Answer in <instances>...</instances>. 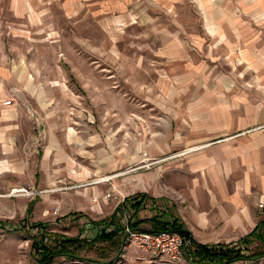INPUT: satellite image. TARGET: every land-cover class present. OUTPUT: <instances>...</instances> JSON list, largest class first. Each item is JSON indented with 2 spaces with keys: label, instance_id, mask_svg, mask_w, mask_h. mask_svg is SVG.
Listing matches in <instances>:
<instances>
[{
  "label": "rangeland",
  "instance_id": "1",
  "mask_svg": "<svg viewBox=\"0 0 264 264\" xmlns=\"http://www.w3.org/2000/svg\"><path fill=\"white\" fill-rule=\"evenodd\" d=\"M62 1L38 0L36 17L29 19L16 14L15 0H0V123H8L9 116H42L44 124L48 116H65V138L68 128L74 130L73 150L63 163L66 182L79 183L63 192L69 200H48L50 188L28 180L26 168L11 173L9 162L0 160L2 184L16 183L0 187V264H192L143 251L125 234L134 219L142 220L141 228H154L177 211L173 203L141 192L143 174L152 178L160 167L170 168L205 145V140L188 144L187 136L198 135L212 116H223L216 122L220 136L210 137L218 139L264 108L260 90L255 96L248 88L250 69L235 55L238 49L207 24L204 4L216 6L219 0H135L125 14L98 17L85 9L64 12ZM251 20L262 47L264 11ZM160 32L178 34L190 61L187 72L182 52L175 58L163 53ZM260 60L263 70L264 53ZM8 148L0 143V150ZM20 185L46 190L9 194ZM108 191L114 196L105 199ZM135 193H140L138 208L126 203L116 209ZM258 206L261 240L247 245V252L264 243V199ZM112 229L116 233L108 238L95 237ZM70 237L85 241L59 253L60 240ZM230 264H264V255Z\"/></svg>",
  "mask_w": 264,
  "mask_h": 264
},
{
  "label": "crops",
  "instance_id": "2",
  "mask_svg": "<svg viewBox=\"0 0 264 264\" xmlns=\"http://www.w3.org/2000/svg\"><path fill=\"white\" fill-rule=\"evenodd\" d=\"M134 2L64 0L59 2V7L64 12L70 10L75 14L85 9L86 14L98 17L102 13L107 16L125 14L131 10ZM37 3L38 0H15L14 9L17 15L34 19L36 16L32 10ZM77 4L84 6L74 8ZM208 4H204L207 24L217 27L220 40L238 49L235 55L242 56L245 67L250 69L248 88L253 90L252 95L255 96L259 89L264 99V69L259 68L263 62L260 59L264 46H257L259 33L251 20V17H257L259 11H264V0H219L216 6ZM159 38L166 56L175 58L180 52L185 55L180 61L181 68L187 72L190 61L186 58L185 47L178 43V34L160 32ZM171 71L174 68L171 67ZM250 105L253 106L254 102L251 101ZM253 113L255 116H248V123L218 139L210 137L220 136L217 135L220 128L216 122L223 120V116H212V122L206 121L198 135L187 136L188 144L205 140V145L188 151L183 160L170 163V168L160 167L159 172H153L152 178H148L150 174H143L148 179L143 180L141 192L175 205L176 214L162 220L178 219L196 243H235L252 230L261 216L258 201L264 199V108ZM51 117L45 119L46 124L42 116H9L8 123H0V143L9 145L8 149L0 150V153L7 152L0 160L9 162L11 173H14L13 169L26 168L28 180L34 179L36 184L50 188L48 200L65 202L69 199L63 192L79 185L74 181L66 182L63 164L66 152L73 150L74 130L70 133L68 128L65 138V116H61V119ZM53 121L57 123H51ZM14 184L12 180L5 184L0 180V187ZM84 196L89 197L88 193ZM191 240L187 244V255L190 254L189 249L195 247ZM186 259L190 262L189 257Z\"/></svg>",
  "mask_w": 264,
  "mask_h": 264
},
{
  "label": "trees",
  "instance_id": "3",
  "mask_svg": "<svg viewBox=\"0 0 264 264\" xmlns=\"http://www.w3.org/2000/svg\"><path fill=\"white\" fill-rule=\"evenodd\" d=\"M143 195V194H142ZM145 195V194H144ZM140 193H135L128 195L124 197V199L117 205L116 209L118 208H123L126 203H131V207H137L141 202V199H139ZM124 209V208H123ZM142 220L141 219H134L133 222L131 223V228L132 229H137V230H159L162 228H166V226H170L169 228L175 229L180 231L187 239L191 240V235L189 230L184 228L179 222L178 219H175L173 221H164L160 220L156 225H159V227H154V228H141L138 226V223H140ZM261 224L264 225V219L260 220ZM258 222L256 225L252 228V230L244 235L242 238L238 240L237 243L244 244V246L247 248L246 251L242 249L241 244H211V245H205L201 243H196L194 240H191L193 243H195V247L193 250L189 249V253L187 257L190 259V263L192 264H230L236 260L239 259H245V260H253L258 257H261L264 255V243H262V249L261 248H256L250 252H247L249 249L247 245L252 243L254 240H261V234L258 230ZM163 226V227H161ZM165 226V227H164ZM123 228H120L118 230L123 232ZM112 232H105V231H100L98 234H96L95 237L97 238H108L111 235H113L114 230H111ZM249 236H252L251 239L253 240H246L249 238ZM244 240V241H243ZM248 242H246V241ZM85 240H81L75 237H70V238H63L60 240L59 244L62 245V250H59V253L63 254H68L72 249H77L82 246V243H84ZM188 247L187 246V252H188ZM56 253V252H53ZM52 252H50L47 256H50ZM71 257L78 258L80 257L79 254L77 253H72L70 254Z\"/></svg>",
  "mask_w": 264,
  "mask_h": 264
},
{
  "label": "built area",
  "instance_id": "4",
  "mask_svg": "<svg viewBox=\"0 0 264 264\" xmlns=\"http://www.w3.org/2000/svg\"><path fill=\"white\" fill-rule=\"evenodd\" d=\"M6 105H10L11 99H4ZM17 187V190H14ZM9 191V194L13 195H33L37 192L45 191L46 189L37 190L32 186H14ZM112 191L104 193V198L108 199L113 197ZM260 205L263 202L260 201ZM58 210V207H54V212ZM126 238H129L134 244L143 251L165 255L173 261L186 260L187 255V244H189V239H187L180 231L170 228H162L159 230H137L132 229L130 226H126Z\"/></svg>",
  "mask_w": 264,
  "mask_h": 264
}]
</instances>
